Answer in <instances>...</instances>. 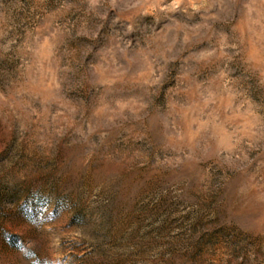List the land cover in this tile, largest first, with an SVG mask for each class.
<instances>
[{
  "label": "clouds",
  "instance_id": "clouds-1",
  "mask_svg": "<svg viewBox=\"0 0 264 264\" xmlns=\"http://www.w3.org/2000/svg\"><path fill=\"white\" fill-rule=\"evenodd\" d=\"M149 16L140 39H126ZM106 27L107 43L94 51ZM81 38L92 43L69 46ZM3 61L13 67L0 106L21 134L96 149L116 130L143 139L156 129L162 149L175 153L158 163L240 173L239 195L264 211V103L249 83L264 87V0H59L54 9L48 0H0ZM86 85L96 91L90 104L72 96ZM125 88L133 94H117ZM67 223L48 228L76 238Z\"/></svg>",
  "mask_w": 264,
  "mask_h": 264
},
{
  "label": "rangeland",
  "instance_id": "rangeland-1",
  "mask_svg": "<svg viewBox=\"0 0 264 264\" xmlns=\"http://www.w3.org/2000/svg\"><path fill=\"white\" fill-rule=\"evenodd\" d=\"M58 3L48 0V7ZM151 23L150 16L139 18L126 39L135 44ZM88 43L81 38L69 46ZM12 67L0 62V90ZM174 83L164 85L157 104ZM249 83L252 98L264 103V87ZM95 95L87 85L72 93L85 104ZM174 155L162 149L156 129L143 139L116 130L96 149L71 137L47 147L31 132L21 134L0 106V264H264V211L238 193L246 177L212 162H157ZM64 220L76 238L48 228Z\"/></svg>",
  "mask_w": 264,
  "mask_h": 264
}]
</instances>
